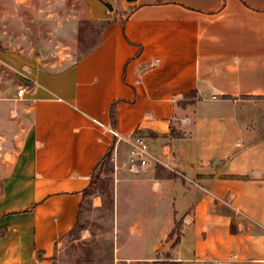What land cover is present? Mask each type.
Listing matches in <instances>:
<instances>
[{
    "label": "crops",
    "instance_id": "0c3cea01",
    "mask_svg": "<svg viewBox=\"0 0 264 264\" xmlns=\"http://www.w3.org/2000/svg\"><path fill=\"white\" fill-rule=\"evenodd\" d=\"M88 1L104 18L100 2ZM133 6L65 70L0 52L31 89L22 99L32 112L1 187L0 264H52L111 148L109 264H264V0ZM135 135L148 140L152 158L130 183L118 177L131 172ZM134 203L138 217L126 224L124 205ZM176 220L180 241L160 258Z\"/></svg>",
    "mask_w": 264,
    "mask_h": 264
},
{
    "label": "rangeland",
    "instance_id": "374dc122",
    "mask_svg": "<svg viewBox=\"0 0 264 264\" xmlns=\"http://www.w3.org/2000/svg\"><path fill=\"white\" fill-rule=\"evenodd\" d=\"M98 1L104 9V18H95L88 0H0V52L19 62H38L53 72L75 65L101 43L107 29L124 21L134 8L127 0ZM104 2L112 4L114 10L110 12ZM97 15L100 17L99 13ZM107 21L113 24L104 28ZM25 84L26 80L14 67L0 62V195L20 142L32 122L30 104L17 97ZM177 127L181 126L175 125ZM126 162L124 158L120 164L124 166ZM114 173L113 163H101L86 192L78 226L57 248L51 257L52 264H109L114 231L113 195L117 182ZM124 175L122 178L119 174L118 180L135 183L143 176L141 172L132 171ZM96 199L100 200V207H93ZM124 208L130 215L125 223H134L140 206L134 203ZM168 238L169 243L158 254L160 258H165L170 244L173 246L175 242V238Z\"/></svg>",
    "mask_w": 264,
    "mask_h": 264
},
{
    "label": "built area",
    "instance_id": "2783aa9c",
    "mask_svg": "<svg viewBox=\"0 0 264 264\" xmlns=\"http://www.w3.org/2000/svg\"><path fill=\"white\" fill-rule=\"evenodd\" d=\"M29 91L31 89L28 86H21L17 97L20 99L25 98ZM114 134L117 135L115 132ZM130 147L128 165L132 172H139L140 169L148 166L149 160L152 158L148 140L141 135H135L130 139ZM113 162L118 165L117 154H115ZM213 264H224V262L217 261L213 262Z\"/></svg>",
    "mask_w": 264,
    "mask_h": 264
},
{
    "label": "trees",
    "instance_id": "16d2710c",
    "mask_svg": "<svg viewBox=\"0 0 264 264\" xmlns=\"http://www.w3.org/2000/svg\"><path fill=\"white\" fill-rule=\"evenodd\" d=\"M97 21H102V20H97ZM112 24H113V22L107 21L104 28H106L108 26H111ZM195 95L196 94H194V93L187 94V96H193V98L195 97ZM110 116H111V126L114 128L116 126V103H114L111 106ZM168 135H170L173 138H183L184 137V134L182 132H178L175 129H171V131H170V133ZM113 150H114V148H111L107 152V154L101 159V161L97 164V166L95 167V174H96L97 170L99 169L101 163L106 161V162H108L111 165L112 158H113ZM182 225H183V220H176L175 221V226H174L171 234L169 235L170 239L171 238H175V242H174L173 246H176L179 243V241H180ZM77 226H78V222H77L75 228ZM39 256L41 257V254H39Z\"/></svg>",
    "mask_w": 264,
    "mask_h": 264
},
{
    "label": "water",
    "instance_id": "95a60500",
    "mask_svg": "<svg viewBox=\"0 0 264 264\" xmlns=\"http://www.w3.org/2000/svg\"><path fill=\"white\" fill-rule=\"evenodd\" d=\"M136 1H137V0H127V2H129V3H135ZM104 5L108 8V10H109L110 12H112V11L114 10L112 4L107 3V2H104Z\"/></svg>",
    "mask_w": 264,
    "mask_h": 264
}]
</instances>
